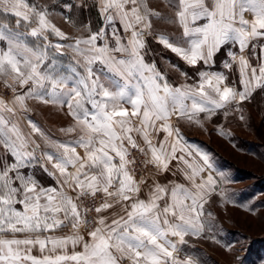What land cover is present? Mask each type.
<instances>
[{"label": "snow or ice", "instance_id": "6c2138e0", "mask_svg": "<svg viewBox=\"0 0 264 264\" xmlns=\"http://www.w3.org/2000/svg\"><path fill=\"white\" fill-rule=\"evenodd\" d=\"M96 3L104 26L96 31L86 26V37L62 44L50 36L70 38L46 7L0 0V16L15 18V28L0 23V79L12 92L9 100L0 97V264H197L181 259L178 245L204 231V205L218 181L208 155L187 144L172 117L200 123V113L211 118L217 109L264 89V45L256 66L243 54L229 53L239 64L238 91L219 72L201 71L196 84L171 85L155 63L146 62V37L154 35L188 65H209L225 46L236 44L244 53L264 40V0H168L169 17L148 0ZM153 18L175 24L180 36L154 33ZM65 49L72 53L67 65L60 59ZM29 100L66 108L73 123L60 131L77 138L54 139L31 119L26 133L18 117L29 111ZM161 132L163 140L154 142ZM133 150L157 173L169 172L178 161L191 187L154 182L141 198L147 181L135 175ZM41 159L51 164L53 171L46 166L44 171L57 178L59 188L45 187L23 171ZM97 198L98 206H83ZM114 204L123 214L108 223L100 214ZM90 211L98 214L91 226ZM69 225V235H45ZM34 248L40 256L33 255Z\"/></svg>", "mask_w": 264, "mask_h": 264}, {"label": "rangeland", "instance_id": "374dc122", "mask_svg": "<svg viewBox=\"0 0 264 264\" xmlns=\"http://www.w3.org/2000/svg\"><path fill=\"white\" fill-rule=\"evenodd\" d=\"M35 1L37 3L41 0ZM148 2L163 16H171L168 0H148ZM65 3L71 5V8L66 7L68 9L62 31L70 39L62 41L51 35L50 40L53 43L69 44L74 38L86 37L89 34L86 26L92 31L104 26L96 0H83V3L82 0H66ZM153 21L154 33H164L173 38L180 36V29L168 20L153 18ZM55 22L58 23V20ZM8 25L15 28L12 24ZM20 31L24 29L21 28ZM108 31L110 33L111 28ZM121 34L123 35L122 32ZM27 39L29 42L35 41L32 37ZM146 39V62L155 63L171 85L196 84L199 82L201 71L219 72L227 77L226 83L238 91L242 88L239 64L232 61L229 53L237 57L243 54L253 66H256L258 57L261 56V45H264V40L254 41L244 53H241L238 45L230 44L215 56L211 64L200 63L191 66L159 44L154 35ZM2 46L4 45L0 42V47ZM65 52L67 55L60 59L64 65H67L72 53L68 49H65ZM228 63L232 64L231 68L225 67ZM185 73L187 75H184ZM0 97L5 100L12 97L11 90L5 87L2 79H0ZM27 103L29 111L18 117L26 133L29 131L28 119L32 120L33 116L41 118L44 115H57L59 111V108L44 107L45 104L37 100H29ZM60 110L63 113L62 109ZM241 116L244 117L243 120ZM198 119L200 123L172 117L174 127L180 129L187 144L199 148L208 155L212 165L209 171L218 181L216 191L208 197V202L204 205L205 214L202 218L205 224L204 231L199 236L188 235L192 242L190 246L201 249L198 252L199 256L188 254L187 257H191L197 264H264V89H256L249 99L240 104L233 102L217 109L211 118H208L206 113H200ZM40 125L43 126L41 123L38 124ZM133 125L139 126L135 118ZM221 130L225 135H221ZM163 138L162 132L155 136L157 141ZM0 155H3L2 149ZM173 162L176 167L164 174L162 179L164 184L171 186L179 183L191 187L182 171L184 166L181 164V167L178 161ZM37 165L39 168L30 167L31 169L27 168L23 171L27 174L34 172L41 180L51 182L59 188L57 178L44 171L45 166L49 171H53L51 164H45L41 159ZM156 174L154 169L153 173L144 180H154ZM207 174L208 172H205L202 175ZM66 191L70 193L67 188ZM97 215L94 212L95 218ZM83 230L87 231L84 228Z\"/></svg>", "mask_w": 264, "mask_h": 264}, {"label": "crops", "instance_id": "0c3cea01", "mask_svg": "<svg viewBox=\"0 0 264 264\" xmlns=\"http://www.w3.org/2000/svg\"><path fill=\"white\" fill-rule=\"evenodd\" d=\"M29 2L35 3V4L43 6V7H46L48 12L50 13V18H54L55 20H58V23H56L55 20L52 21V22L56 26H62V27H59V28L61 30H64L63 27H64V22L66 20V11L68 9V8L65 7L66 0H41V1L37 2V3H36L35 0H29ZM245 18L251 19L250 14L245 15ZM0 23L12 24V25L15 26V18H12V17L4 18V17L0 16ZM44 107H47V108H58V107H55V106H52V105H45ZM62 112L63 113H61V110L59 108V111H58L57 115H44V116H41V118L39 116H33L32 117V121L35 122V123L37 122V124H40V123L43 124V126L40 125V127L49 136H51L54 139H57V140H60V141L74 140V139L77 138L78 134L73 133V134H67L66 135V134H64V133H62L60 131L61 128H66V127L70 126L73 123L72 118L67 115V109L66 108L62 109ZM138 142H139V138H138ZM154 142H158L155 139V137H154ZM78 151L81 154H83V150L82 149H78ZM37 155H40V153L38 152ZM179 164L182 167L181 163H179ZM30 167L33 168V169L36 168V167L39 168L38 165H37V162H33L28 168L31 169ZM174 167H176V165H175V162L172 161V163L170 164V170H174ZM69 170L71 171V169H69ZM29 174L34 175L39 180V182L45 187H57L56 185L52 184L51 182L48 183V181L41 180L38 176H36L34 174V172L33 173H29ZM164 174H166V173H157L155 178H154V180L147 181V184L142 187V197L141 198H146L147 197V194H148V191H149V186H151L154 182H158V183L164 184V181L162 180ZM69 191H70L69 194L74 197L75 193L72 192L70 189H69ZM120 214H123L121 206L119 204H114L113 208L101 213L100 215L105 216L107 218L108 223H110L112 218H114V217H116V216H118ZM71 231H72L71 230V226L69 225L67 227H63L61 229H57L54 232L46 233L45 235L66 236V235L71 234ZM86 233H87V231L83 230V228H82L81 229V234H83L85 236V239L87 240L88 236H87ZM189 235H191V234H189ZM170 239L173 242H177L178 238L170 237ZM185 241L186 242L184 244H179L178 245V247H179V252H178L179 257L181 259H184L185 257L188 256V254H190V256H196V257L199 256L198 252L201 251V249L196 247V246H195L196 248L190 246V244L192 242H190L191 240H189L188 236L185 237ZM76 250L79 251L80 249L77 248ZM68 252L69 253L72 252L71 246H69ZM180 254H182V256H180ZM33 255H36V256H40L41 255L39 250H38V248H34L33 249ZM183 256H185V257H183Z\"/></svg>", "mask_w": 264, "mask_h": 264}, {"label": "built area", "instance_id": "2783aa9c", "mask_svg": "<svg viewBox=\"0 0 264 264\" xmlns=\"http://www.w3.org/2000/svg\"><path fill=\"white\" fill-rule=\"evenodd\" d=\"M133 155L137 158L138 160V166L136 168L135 175L137 179H146L148 178L154 171V168L151 166L145 167L142 163L143 157L140 156L135 150H133ZM101 202L100 198H97L95 202H93L91 199H87L83 202V206L94 208L95 206H98V204ZM88 219L90 221V225L94 224L95 217H94V211H90L88 213Z\"/></svg>", "mask_w": 264, "mask_h": 264}]
</instances>
